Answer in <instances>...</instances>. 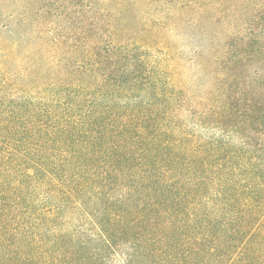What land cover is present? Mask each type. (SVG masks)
I'll return each mask as SVG.
<instances>
[{"label":"trees","instance_id":"1","mask_svg":"<svg viewBox=\"0 0 264 264\" xmlns=\"http://www.w3.org/2000/svg\"><path fill=\"white\" fill-rule=\"evenodd\" d=\"M0 35V264H264V0H0Z\"/></svg>","mask_w":264,"mask_h":264},{"label":"rangeland","instance_id":"2","mask_svg":"<svg viewBox=\"0 0 264 264\" xmlns=\"http://www.w3.org/2000/svg\"><path fill=\"white\" fill-rule=\"evenodd\" d=\"M59 4V3H58ZM60 10L63 12V16L61 15L57 20L49 22V25L53 26L54 31L50 32L52 36L54 32L60 34L63 37H77V34L74 30L75 23L73 22V14L75 13V7L73 3H69L67 5L60 4ZM0 37H5V35H0ZM31 37V36H30Z\"/></svg>","mask_w":264,"mask_h":264}]
</instances>
